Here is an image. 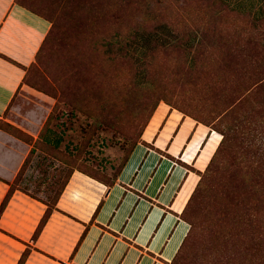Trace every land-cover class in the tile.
Returning <instances> with one entry per match:
<instances>
[{"label":"rangeland","instance_id":"rangeland-1","mask_svg":"<svg viewBox=\"0 0 264 264\" xmlns=\"http://www.w3.org/2000/svg\"><path fill=\"white\" fill-rule=\"evenodd\" d=\"M19 1L50 19L52 32L0 114V132L29 150L12 186L49 205L75 171L113 186L160 99L229 139L199 175L183 215L192 231L174 264H264V48L248 43L250 24L222 18L216 34L198 33L208 45L158 54L134 107L125 99L135 68L111 62L103 43L153 17L182 23L201 12L197 23L207 25L210 8L198 0Z\"/></svg>","mask_w":264,"mask_h":264},{"label":"crops","instance_id":"crops-1","mask_svg":"<svg viewBox=\"0 0 264 264\" xmlns=\"http://www.w3.org/2000/svg\"><path fill=\"white\" fill-rule=\"evenodd\" d=\"M49 29L16 0H0V114ZM214 134L159 104L115 184L75 171L34 237L48 205L17 188L1 208L29 150L0 132V264H18L25 252L23 264H173L189 230L182 212L218 147L200 167Z\"/></svg>","mask_w":264,"mask_h":264},{"label":"trees","instance_id":"trees-1","mask_svg":"<svg viewBox=\"0 0 264 264\" xmlns=\"http://www.w3.org/2000/svg\"><path fill=\"white\" fill-rule=\"evenodd\" d=\"M120 1L121 3L124 2L127 3L128 0H120ZM182 1L185 2L186 0H181V2ZM198 1L204 3L207 8L211 9L209 17H208L209 14L206 12V15L208 17L207 25H204L202 23L201 24L197 23L196 19L197 17L201 16V12L195 18H192L186 22L182 21V23L179 22V20H177L176 17L170 19L169 21L153 17L150 20H144L142 22L135 23L133 27L128 28V34L126 35L120 33H113L103 43V46L105 47V54L108 56V59L111 62L114 63L119 60H125L126 62L132 64L135 68V73L132 82V89H131L134 93L129 94V97L125 99V102L128 105L135 107L136 105L135 103L138 97L140 96V94L136 92L151 87V82L147 80L148 72L150 71V69L153 68L152 65L154 63L152 61L158 58V54L164 51L178 52L180 50H184L186 52H190L192 50H198L204 47L205 45H208V42L203 38L199 37L198 33H200L201 31V33L204 34V32H206L207 30L213 29L214 30L213 34H216V30L220 26L219 19L231 17L234 18V21L249 23L250 25L248 26L251 34L248 35H250L251 39L250 41H248V43L249 44L253 43L254 47L264 48V0H198ZM16 2L24 6L25 8L29 9L33 13L44 17L45 19H47L49 22L52 23L50 19L39 14L34 9L26 6L21 1L16 0ZM114 6H116V4ZM202 12L205 13V11ZM189 15H194V14L190 12ZM185 30L188 31L186 32V34H185ZM51 32H52V28H50L47 36L45 37L36 55V58H38L40 51L42 50L43 45L46 42ZM159 101L160 99L158 100L156 99L153 101L148 111V114L143 121L144 130L148 125L153 113L155 112ZM142 134L140 136L141 138H142ZM222 135H223L222 140L218 148L216 149L213 157L211 158L209 164L207 165L205 169L206 171L214 162L216 155L220 153L221 147L226 145V143H228L229 141V139L226 136V133L223 132ZM44 141L48 144L51 143V145H53L55 148H58L61 143V139H50L48 138V136H45ZM25 162L22 168L20 169L19 174L21 173L25 165ZM199 175H201V172ZM202 179L203 177H201V179L198 181L193 193L191 194L182 212L181 216L183 219H184L183 215L186 212V208L190 203V201L192 200V198L195 196L202 182ZM68 180L65 182L64 186L66 185ZM15 189H17V187L11 186L10 191L7 193L1 204V208L5 207L6 203L8 202L11 196L12 191ZM61 191L59 192L57 198L55 199L52 205L47 204L48 205L47 211L45 212L43 218L41 219L34 233V237L38 235L41 228L47 221V218L49 217L51 210L55 205L56 200L58 199ZM252 220L255 221L254 219ZM191 231H192V226L191 228H189L178 250L177 255L181 251V248L184 245L188 236L190 235ZM26 255L27 252H25L22 255L18 264H23ZM177 255L173 260V264L175 263V259L177 258Z\"/></svg>","mask_w":264,"mask_h":264},{"label":"bare ground","instance_id":"bare-ground-1","mask_svg":"<svg viewBox=\"0 0 264 264\" xmlns=\"http://www.w3.org/2000/svg\"><path fill=\"white\" fill-rule=\"evenodd\" d=\"M222 140V136L219 134H214V136L211 138L207 148L204 150L202 155L200 156V160L198 165L200 167H204L207 164L208 159L210 158L213 151L216 149L217 146H219L220 142ZM218 148V147H217ZM138 153V152H137ZM215 153V152H214ZM214 155V154H213ZM188 159V158H187ZM133 163V162H132ZM182 239V238H181ZM176 240V239H175ZM179 241V240H178ZM176 245V244H175Z\"/></svg>","mask_w":264,"mask_h":264}]
</instances>
